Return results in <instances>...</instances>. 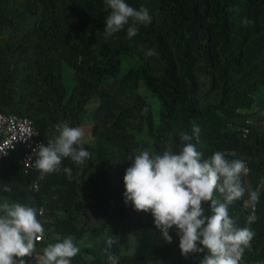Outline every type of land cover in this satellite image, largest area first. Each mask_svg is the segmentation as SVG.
I'll use <instances>...</instances> for the list:
<instances>
[{
	"label": "trees",
	"instance_id": "1",
	"mask_svg": "<svg viewBox=\"0 0 264 264\" xmlns=\"http://www.w3.org/2000/svg\"><path fill=\"white\" fill-rule=\"evenodd\" d=\"M125 2L143 5L152 16L133 38L127 26L105 36V0H0V113L29 118L43 143L58 134L56 124L68 121L84 130L83 147L91 153L79 165L63 159L71 178L61 171L39 179V172H24L17 148L0 161V202L42 209L45 236L36 244L38 254L66 237L75 243L89 235L101 242L81 249L71 264H110L109 252L119 264H198L203 253L182 256L174 228L167 243L150 213L125 204L127 159L140 146L136 134L153 137L154 152L169 144L178 152L179 133L191 134L195 123L201 131L192 142L202 158L224 151L228 159L246 161L251 183L264 176V131L247 123L254 96L264 89V0ZM244 19L253 23L245 26ZM148 49L156 55H145ZM125 62L130 66L121 74ZM63 64L72 69L69 92ZM148 96L159 102L157 124ZM5 183L11 192L3 191ZM247 200L246 192L229 206L241 227L249 226ZM255 215L245 264H264V191ZM148 227L154 238L147 255L120 253L130 233ZM110 235L119 243L108 248Z\"/></svg>",
	"mask_w": 264,
	"mask_h": 264
},
{
	"label": "clouds",
	"instance_id": "2",
	"mask_svg": "<svg viewBox=\"0 0 264 264\" xmlns=\"http://www.w3.org/2000/svg\"><path fill=\"white\" fill-rule=\"evenodd\" d=\"M105 5L110 9L103 30L106 37L127 26V36L133 38L139 26L152 22L149 9L143 5L137 9L125 0H105ZM242 23L248 26L253 21L244 19ZM140 51L144 49L141 47ZM145 55L154 56L156 50L148 49ZM55 128L58 134L33 149L34 161L29 158L28 165L39 171V179L61 171L71 178V168H62L63 159L70 158L79 165L91 158L83 147L82 128L72 127L68 121L59 122ZM200 131L195 123L191 134L181 131L182 146L178 152L171 144L162 153L149 148L135 149L127 159L131 166L123 176L124 202H130L138 212L150 213L165 242H172L169 232L174 228L182 256L203 253L198 264H241L255 235L250 225L257 217L253 212L247 217L249 226L241 227L229 215V206L247 192L246 203L254 209L260 194L244 186L246 161L228 159L220 150L202 158L203 153L192 142L199 140ZM3 191L11 192L12 188L5 183ZM216 193L223 199L217 198ZM39 215L41 210L31 204L10 203L7 198L0 202V264H25L23 258L33 256L35 264H71L72 258L80 253L69 236L48 244L38 254L36 244L45 236ZM106 243L111 248L119 243V238L110 235ZM107 259L110 264H119L120 257L109 252Z\"/></svg>",
	"mask_w": 264,
	"mask_h": 264
},
{
	"label": "rangeland",
	"instance_id": "3",
	"mask_svg": "<svg viewBox=\"0 0 264 264\" xmlns=\"http://www.w3.org/2000/svg\"><path fill=\"white\" fill-rule=\"evenodd\" d=\"M130 65L125 62L122 66L121 74L125 73ZM62 81L65 89L69 92L73 87L72 80V69L70 66L63 64L62 65ZM142 90V88H140ZM148 102L152 108V115L154 124L158 123L159 117V102L156 97L148 96ZM93 102L87 106L88 109H92ZM249 117L254 120V126L259 130L264 131V89L259 90L254 96V104L249 110ZM262 122L263 124L258 123L257 121ZM258 124V125H257ZM136 138L140 142V149L149 148L152 149V145L155 142V139L148 135L146 131H143L139 134H136ZM94 220V217H93ZM154 238L153 228L148 227L141 230L134 231L128 235V239L120 246V253L126 255H147L150 252ZM101 242V239H93L91 236H86L82 240L75 242L78 247L83 248H92ZM35 259V257H34ZM35 264V261L33 262Z\"/></svg>",
	"mask_w": 264,
	"mask_h": 264
},
{
	"label": "built area",
	"instance_id": "4",
	"mask_svg": "<svg viewBox=\"0 0 264 264\" xmlns=\"http://www.w3.org/2000/svg\"><path fill=\"white\" fill-rule=\"evenodd\" d=\"M243 132L246 134L247 130H244ZM41 143H43V141L37 138V133L34 130L32 121L29 118L18 117L14 114L0 113V161L7 158L9 154L16 151L17 148H21L22 155L20 157L19 164L23 168L24 172H39L35 167L29 166L28 163L30 157L32 161L35 160L33 149ZM248 173L249 170L246 175L243 176L244 186L250 191L254 190L259 192L261 195L264 191V176L253 184L247 179ZM30 188L32 190H37V181L33 182ZM40 210L43 212L42 209ZM246 212L247 217L253 214V212L255 214L256 205L254 209L248 205ZM246 250L247 249L244 251L241 264H245Z\"/></svg>",
	"mask_w": 264,
	"mask_h": 264
},
{
	"label": "crops",
	"instance_id": "5",
	"mask_svg": "<svg viewBox=\"0 0 264 264\" xmlns=\"http://www.w3.org/2000/svg\"><path fill=\"white\" fill-rule=\"evenodd\" d=\"M255 121H257V120H255ZM258 123H260V124H263L262 122H259V121H257ZM247 123L250 125V126H254V120H252L250 117H248L247 118ZM258 125V124H257Z\"/></svg>",
	"mask_w": 264,
	"mask_h": 264
}]
</instances>
